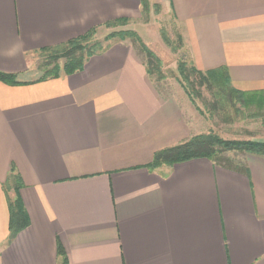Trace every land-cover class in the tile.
I'll return each mask as SVG.
<instances>
[{"label": "crops", "instance_id": "1", "mask_svg": "<svg viewBox=\"0 0 264 264\" xmlns=\"http://www.w3.org/2000/svg\"><path fill=\"white\" fill-rule=\"evenodd\" d=\"M155 3L191 65L264 93V0ZM141 16V0H0V71L23 81L0 80V264H264V155L150 166L198 121L130 37L73 74L22 78L33 53ZM18 198L29 222L11 237Z\"/></svg>", "mask_w": 264, "mask_h": 264}, {"label": "rangeland", "instance_id": "2", "mask_svg": "<svg viewBox=\"0 0 264 264\" xmlns=\"http://www.w3.org/2000/svg\"><path fill=\"white\" fill-rule=\"evenodd\" d=\"M155 1L151 0L150 13L147 16H141L138 19L128 20L126 23L116 24L114 26H106L97 30L89 42L93 44L100 42L102 45L108 44L105 40L107 35H112L111 42L119 40L121 33L135 34L128 39L135 47L145 55L147 61V54L145 46L154 55H156L161 64L160 70L156 68L153 73L157 83H162L163 89H167L168 93H175L180 87H188L191 92L189 83L185 82L184 78L180 76L178 64L181 59L188 60L185 45L180 42V30L176 23L173 14L160 7ZM130 35V36H131ZM168 38V39H167ZM56 51L48 53L35 52L30 56L29 66L27 72L22 76L26 80H34L40 78L45 70H48L54 64L50 57ZM59 62L62 64L63 60L60 58ZM189 63V61H188ZM190 64V63H189ZM154 67V66H153ZM197 84V85H196ZM198 94L191 96L188 95L185 88L184 92L189 96L197 118L195 125V132L199 134H213L217 137L229 141L248 142L257 141L264 142V96L262 95L261 101L253 100L258 99L257 96L249 98L254 101L248 106L243 104V101L225 92L224 95H216L218 83L211 79L207 84L196 82ZM182 85V86H181ZM185 85V86H184ZM176 90V91H177ZM218 93V92H217ZM201 131V132H200ZM246 152L241 150H230L223 155L229 159H239Z\"/></svg>", "mask_w": 264, "mask_h": 264}, {"label": "trees", "instance_id": "3", "mask_svg": "<svg viewBox=\"0 0 264 264\" xmlns=\"http://www.w3.org/2000/svg\"><path fill=\"white\" fill-rule=\"evenodd\" d=\"M142 2V15L147 16L150 13L151 5L149 0H141ZM129 19L127 18H118L114 21L107 23V26L111 27L116 24L126 23ZM97 28H92L85 34L74 38L64 44L50 47L46 49H42L38 52L40 53H48L50 51L55 50L56 52L50 57L52 67L48 70H45L44 74L38 78L37 80L47 79L50 77H58L62 74H73L79 70H81L85 64V62L93 55L105 51L108 46L111 44L112 35H107L105 40L108 42L106 45H102L100 42H95L93 44L86 43L89 42V39L96 34ZM128 33H121L119 40H125L126 38H132L133 35ZM137 36V35H135ZM168 39V38H167ZM179 40L183 43L182 37L179 36ZM146 54H147V68L149 72L153 74L158 68L160 70V60L154 55L150 50H148L145 46ZM63 60L61 64L59 59ZM154 66V67H153ZM178 70L180 76L184 78L185 82L189 83V87L191 92L188 91V87H184L189 96L196 94L199 95L197 88L195 86L196 82L206 84L213 79L216 83H218V88L216 91V95L223 97L226 96L225 92L228 93L229 97L232 96L243 101V104L249 105L250 103H254L253 100L259 102L261 101V96H264V93H246L239 91L233 88L230 84L229 77L226 71L218 69L209 72H203L198 70L194 65L188 63L186 59H181L178 64ZM0 80L8 84H18L23 81L19 80V75L13 73H5L0 71ZM197 85V84H196ZM218 92V93H217ZM217 95V96H218ZM258 99H249L256 97ZM192 97V96H191ZM230 150H241L246 153H255L264 155V142L257 141H229L223 138L217 137L213 134H199L195 135L189 140L167 148L163 149L160 152L155 154L153 162L150 164L152 167H157L162 164L172 165L179 161L189 160L193 158L206 157L211 160L222 162L223 155L225 152ZM11 218H10V229H11V237H13L21 228L27 226L29 220L27 213L25 212L23 205L20 199H16V201L9 200ZM60 250V248H59ZM63 254L62 250H60V254ZM61 264H68L67 257L63 255V260Z\"/></svg>", "mask_w": 264, "mask_h": 264}]
</instances>
